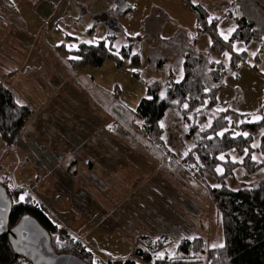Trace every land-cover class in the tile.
<instances>
[{
    "label": "rangeland",
    "instance_id": "rangeland-1",
    "mask_svg": "<svg viewBox=\"0 0 264 264\" xmlns=\"http://www.w3.org/2000/svg\"><path fill=\"white\" fill-rule=\"evenodd\" d=\"M257 1L262 5L263 0ZM126 4L131 10L115 15L113 47L118 51L129 43L127 36H133L132 51L140 55L142 65L139 78L133 77L125 67L117 69L114 83L120 87L131 91L137 87L142 97L148 83L163 84L170 72L179 81L186 52L203 57V64L228 60V54L220 56L211 50L206 32L198 34L195 13L184 0H126ZM0 20H8L15 29L23 27L22 19L15 16L5 0H0ZM233 28L234 25L231 31ZM151 44L162 50H144ZM248 46L249 50L253 49V44ZM261 52L264 54V46ZM163 53L171 55L157 69L155 61ZM151 55L153 60H149ZM54 60L56 77L62 79L67 69L65 60ZM80 77L73 71L75 86H68L66 91H59V95L45 101H32V115L15 134L11 145H6L0 136L3 143L0 183L5 182L11 189L24 187L19 201L24 202L28 196L44 208L54 224L65 228L74 240L93 253L97 264H106L108 257H134L133 251L143 235L153 240L161 233L174 237L169 249L180 238L195 236L204 237L209 247L222 245L220 216L207 191L208 187L218 186L216 178L207 173L202 177L188 175L181 165L169 162L168 156L159 159L152 155L128 130L117 126L111 109L96 102L99 87ZM70 93L78 97L68 105L61 96ZM213 111H226L229 128L236 134H246L247 131L240 129L243 122L264 120V75L246 61L235 70H228ZM160 123L165 145L178 161L194 140L187 136L176 108L169 107ZM263 133L264 123L253 136V148ZM228 157L236 162L242 159L232 150ZM252 158L263 161L257 150ZM222 171L223 167L218 165L216 172ZM245 173L242 166L235 168L225 178L227 186L237 189L244 182L264 181V164L246 178Z\"/></svg>",
    "mask_w": 264,
    "mask_h": 264
},
{
    "label": "trees",
    "instance_id": "trees-1",
    "mask_svg": "<svg viewBox=\"0 0 264 264\" xmlns=\"http://www.w3.org/2000/svg\"><path fill=\"white\" fill-rule=\"evenodd\" d=\"M111 1L116 6L115 14L118 11L127 13L131 10L126 0ZM184 1L196 14L195 28L198 34L206 32L211 50L219 55L228 53V60L203 64V57L192 51L186 52L182 63V78L175 81L170 72L169 78L163 84L148 83L147 96L140 99L135 109H127L122 105L117 87L110 95H98L96 102H101L102 106L106 105L111 109L113 121L117 126L128 130L130 136L155 157L160 159L168 156L169 162L181 165L188 175L202 177L207 173L216 178L218 186L208 187L207 191L220 216L223 247H209L204 237L195 236L182 237L174 248L169 249L168 245L174 242V237L161 233L153 240L143 235L133 251L134 257H108L106 264H264V181L256 184L244 182L237 189L229 188L225 182V178L238 166L245 169V178L263 166L264 133L261 134L257 147L253 148L252 141L264 120L243 122L240 129L247 131L246 135L236 134L229 128L227 112L213 111L217 104L218 91L222 88L223 76L228 70H235L247 58L245 51L234 52V43H248L253 40L264 42V0L262 5H259L257 0H237L236 6L228 13L234 21V28L227 40L219 35L217 18L202 5L191 0ZM106 15L110 14L100 13L93 16L95 24L100 23L108 27L106 37L96 44L78 43L69 51L71 57L64 62L67 70L73 72L75 68H98L106 59L113 61L117 66H121L123 60L128 61L130 68L140 66L139 54L132 51L133 37L127 36L129 43L115 51L112 31L116 23L115 19L106 18ZM91 31L89 30V33ZM66 39L73 38L67 36ZM59 48H64V44L59 45ZM153 59V55L149 56V60ZM165 62V57L156 59L157 69L162 68ZM131 74L139 78L140 72L133 70ZM109 101L112 103L108 106ZM169 107L179 111L187 129V136L194 140L191 148L178 161L175 154L165 145L160 123ZM114 112L119 115L115 116ZM31 115V107L19 103L12 90L0 82V136L6 145L12 144L15 134L23 128ZM231 150L242 156L240 162L229 159L228 152ZM254 150L262 155L263 161L252 158ZM221 155L225 158L220 159ZM218 165L223 167L219 174L216 172ZM1 184L5 186L13 204L9 218L10 227L15 225L22 215L29 213L47 230L51 246L57 254H73L87 264H97L93 253L87 250L84 244L74 240L65 228L54 224L44 208H40L28 196L24 202L19 201L24 187L12 186L11 189L5 182ZM0 264L30 263L18 257L7 237L1 236Z\"/></svg>",
    "mask_w": 264,
    "mask_h": 264
},
{
    "label": "crops",
    "instance_id": "crops-1",
    "mask_svg": "<svg viewBox=\"0 0 264 264\" xmlns=\"http://www.w3.org/2000/svg\"><path fill=\"white\" fill-rule=\"evenodd\" d=\"M5 1L14 10L15 16L22 19L23 27L15 29L14 24L8 20H0V82L12 90L19 103L29 106L34 100L45 101L47 100L45 98L59 95V91H66L68 86H75L73 72L67 69H65L66 74L62 79L56 77L54 69L57 63L54 58L66 60L71 57L69 51L74 49L78 43L96 44L106 37L108 34L106 25L95 24L94 15L109 13L110 15H106V18L115 19L117 14H126L119 11L115 14L116 6L111 0ZM191 2L202 5L213 17L219 20L218 31L222 39L227 40L230 37L234 21L228 13L236 6L237 0H202L200 2L191 0ZM165 18L167 19L168 16L165 15ZM195 18L197 19L196 14ZM8 28H11L10 32H8ZM89 30H92L91 33ZM97 30L101 31L96 33ZM221 31L225 33L223 36L220 34ZM67 36L73 39L67 40ZM250 43L253 44L251 50L248 46ZM61 44H64V48H59ZM262 44L254 41L248 43L235 42L233 50L235 53L245 51L247 53L245 61L248 65L264 75V54L261 52L264 44ZM257 48H259L258 51ZM146 49L159 51L161 48L151 44V46L144 48V50ZM172 50L174 51V49ZM170 55V53H163L161 57H165L167 60ZM141 65V57L138 68H130L127 60H123V64L117 66L113 61L106 59L98 68H75L74 72L81 75L80 78L84 82L90 81L91 85L93 84L96 88L99 87L97 96L103 93L110 95L117 87L122 105L133 110L140 99L147 96V87L145 95L140 97L139 89L135 88V85L132 87L135 88L134 91L125 87L122 88L114 83V77L117 69L121 67H125L128 73L133 70L140 72ZM87 76L90 79H87ZM57 80L60 81L57 82ZM17 93H20L19 96ZM77 97L78 95L74 93L61 96L63 102L68 105L77 101ZM0 146H3L1 139Z\"/></svg>",
    "mask_w": 264,
    "mask_h": 264
},
{
    "label": "water",
    "instance_id": "water-1",
    "mask_svg": "<svg viewBox=\"0 0 264 264\" xmlns=\"http://www.w3.org/2000/svg\"><path fill=\"white\" fill-rule=\"evenodd\" d=\"M12 210V201L5 186L0 183V237H7L18 257L30 264H87L73 254H57L51 246L47 230L29 213L22 215L10 227Z\"/></svg>",
    "mask_w": 264,
    "mask_h": 264
},
{
    "label": "snow or ice",
    "instance_id": "snow-or-ice-1",
    "mask_svg": "<svg viewBox=\"0 0 264 264\" xmlns=\"http://www.w3.org/2000/svg\"><path fill=\"white\" fill-rule=\"evenodd\" d=\"M225 39H227V36H225ZM225 55H227V53ZM220 135H223V133H220ZM221 159H222V157H221ZM21 199H23V197H21ZM221 247H223V246L221 245Z\"/></svg>",
    "mask_w": 264,
    "mask_h": 264
}]
</instances>
